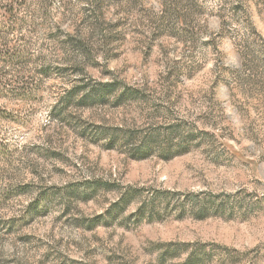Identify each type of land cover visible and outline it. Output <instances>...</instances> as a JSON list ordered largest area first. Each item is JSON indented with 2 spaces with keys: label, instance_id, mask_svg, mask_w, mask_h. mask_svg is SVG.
I'll list each match as a JSON object with an SVG mask.
<instances>
[{
  "label": "rangeland",
  "instance_id": "1",
  "mask_svg": "<svg viewBox=\"0 0 264 264\" xmlns=\"http://www.w3.org/2000/svg\"><path fill=\"white\" fill-rule=\"evenodd\" d=\"M12 1L0 264H264V0Z\"/></svg>",
  "mask_w": 264,
  "mask_h": 264
},
{
  "label": "trees",
  "instance_id": "2",
  "mask_svg": "<svg viewBox=\"0 0 264 264\" xmlns=\"http://www.w3.org/2000/svg\"><path fill=\"white\" fill-rule=\"evenodd\" d=\"M0 2H4V4H5V5H3L4 8L9 7V9H5V14H10L14 11V9H13L14 8V1H12V0H0ZM177 18L182 20V21L185 20V17H177ZM142 150L145 154H147L149 151V146H146ZM139 152H141V151H138L136 154H137V156H139L141 158L142 156L138 155Z\"/></svg>",
  "mask_w": 264,
  "mask_h": 264
}]
</instances>
